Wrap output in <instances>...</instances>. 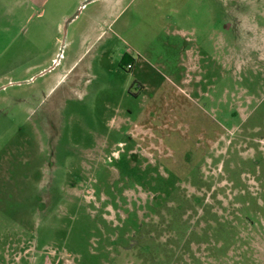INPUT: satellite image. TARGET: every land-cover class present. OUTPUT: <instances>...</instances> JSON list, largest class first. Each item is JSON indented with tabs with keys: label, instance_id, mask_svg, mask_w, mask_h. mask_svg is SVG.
Wrapping results in <instances>:
<instances>
[{
	"label": "rangeland",
	"instance_id": "1",
	"mask_svg": "<svg viewBox=\"0 0 264 264\" xmlns=\"http://www.w3.org/2000/svg\"><path fill=\"white\" fill-rule=\"evenodd\" d=\"M0 264H264V0H0Z\"/></svg>",
	"mask_w": 264,
	"mask_h": 264
},
{
	"label": "built area",
	"instance_id": "2",
	"mask_svg": "<svg viewBox=\"0 0 264 264\" xmlns=\"http://www.w3.org/2000/svg\"><path fill=\"white\" fill-rule=\"evenodd\" d=\"M126 67L128 70H131L134 67V63L131 62V63L127 64Z\"/></svg>",
	"mask_w": 264,
	"mask_h": 264
},
{
	"label": "trees",
	"instance_id": "3",
	"mask_svg": "<svg viewBox=\"0 0 264 264\" xmlns=\"http://www.w3.org/2000/svg\"><path fill=\"white\" fill-rule=\"evenodd\" d=\"M123 61H125V60H123ZM131 62L132 63L134 62V59L133 58H130L129 60H127L126 65L129 64V63H131Z\"/></svg>",
	"mask_w": 264,
	"mask_h": 264
},
{
	"label": "flooded vegetation",
	"instance_id": "4",
	"mask_svg": "<svg viewBox=\"0 0 264 264\" xmlns=\"http://www.w3.org/2000/svg\"><path fill=\"white\" fill-rule=\"evenodd\" d=\"M73 67H74V64L69 68V71H71L73 69Z\"/></svg>",
	"mask_w": 264,
	"mask_h": 264
},
{
	"label": "crops",
	"instance_id": "5",
	"mask_svg": "<svg viewBox=\"0 0 264 264\" xmlns=\"http://www.w3.org/2000/svg\"><path fill=\"white\" fill-rule=\"evenodd\" d=\"M133 63H134V67H135V65H136V63H137V62H136V60H134V62H133ZM134 67H133V68H134Z\"/></svg>",
	"mask_w": 264,
	"mask_h": 264
}]
</instances>
